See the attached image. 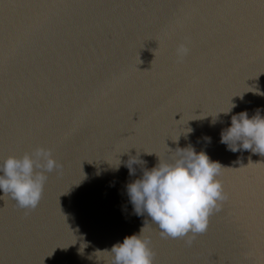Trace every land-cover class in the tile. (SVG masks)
I'll use <instances>...</instances> for the list:
<instances>
[{"label":"water","instance_id":"1","mask_svg":"<svg viewBox=\"0 0 264 264\" xmlns=\"http://www.w3.org/2000/svg\"><path fill=\"white\" fill-rule=\"evenodd\" d=\"M258 93L264 0H0V165L37 147L62 165L34 210L0 199V264H113L143 227L154 264H264V155L221 142L232 116L264 117ZM189 146L229 196L190 246L127 191Z\"/></svg>","mask_w":264,"mask_h":264},{"label":"clouds","instance_id":"2","mask_svg":"<svg viewBox=\"0 0 264 264\" xmlns=\"http://www.w3.org/2000/svg\"><path fill=\"white\" fill-rule=\"evenodd\" d=\"M189 51L186 43H180L176 48L177 62H183ZM221 142L232 151L242 148L264 155V117L260 110L251 118L247 112L232 116L231 126L222 132ZM170 152L169 161L158 157V164L145 169L141 178L127 186V191L136 214L147 213L160 230L161 238H186L190 246L197 235L207 231L211 215L229 198L218 179L224 167L191 146ZM61 168L52 150L44 147L20 157L8 156L0 165V190L4 193L0 199L6 196L21 209L34 210L42 199L48 173ZM130 174H134L131 168ZM143 230L144 227L138 234L113 245L110 251L113 264H154L156 253L151 238Z\"/></svg>","mask_w":264,"mask_h":264}]
</instances>
